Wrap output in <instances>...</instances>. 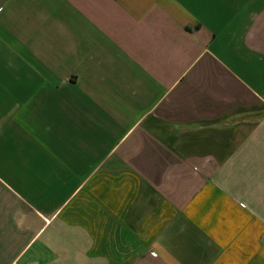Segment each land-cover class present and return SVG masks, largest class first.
<instances>
[{
	"label": "crops",
	"instance_id": "1",
	"mask_svg": "<svg viewBox=\"0 0 264 264\" xmlns=\"http://www.w3.org/2000/svg\"><path fill=\"white\" fill-rule=\"evenodd\" d=\"M0 264H264V0H0Z\"/></svg>",
	"mask_w": 264,
	"mask_h": 264
}]
</instances>
